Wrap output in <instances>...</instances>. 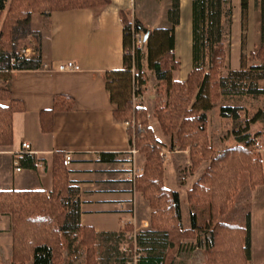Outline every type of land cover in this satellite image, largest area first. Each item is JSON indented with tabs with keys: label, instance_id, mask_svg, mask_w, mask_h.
I'll use <instances>...</instances> for the list:
<instances>
[{
	"label": "trees",
	"instance_id": "1",
	"mask_svg": "<svg viewBox=\"0 0 264 264\" xmlns=\"http://www.w3.org/2000/svg\"><path fill=\"white\" fill-rule=\"evenodd\" d=\"M251 1L241 0L245 22ZM255 1L260 10V44L249 54L242 51L240 68L230 69L225 76L221 73L228 59L224 26L231 24V0H193V69L184 82L174 78L180 67L175 53L180 0L171 2L168 11L171 26L147 30L145 46L136 48L133 54L132 29L139 32L142 26L138 20L133 25L126 23L124 69L107 73L108 88L117 104L115 119L124 122L134 114L143 124L135 140L145 156V164L136 177L135 189L152 209L151 229L138 232L135 240L127 243L130 251H122L126 234L134 232L133 225L116 232L82 227L80 190L71 184L64 155L56 154L51 191H0V214L10 215L13 223L15 264H63L64 252L72 254L74 248L77 253L86 249V264H101V256L106 264H173L183 247L190 245L187 240L195 239L197 245L200 231L207 229L209 237L202 264H248L250 211L233 210V207L237 201L248 200L249 208L253 191L264 183L262 154L254 148L255 138L250 134L253 124L264 123V107L242 123L240 107L222 106L221 116L239 123L234 132L239 144L221 150L210 141L207 113L223 98L264 95V87L259 86L264 80V0ZM107 3L108 0H0V81L5 83L0 86V147L12 146L14 114L25 110L24 103L12 96L8 71L39 69L45 63L41 57L13 62L18 56L14 46L19 25L28 21L32 13L46 15L53 11L103 7ZM143 67L153 71L163 86L166 101L155 115L163 132L172 138L170 149L188 150L192 171L208 161L188 191L191 203L208 209V220L203 226L192 213L191 228H183L180 195L164 184V144L150 125L147 109L142 105L132 108L134 84L144 93L148 83ZM72 107L71 98L58 96L53 109L42 114L43 130H52L56 110ZM102 157L113 159L115 154ZM18 159L24 167L36 166L31 154L25 153ZM134 249L136 253H144L133 263Z\"/></svg>",
	"mask_w": 264,
	"mask_h": 264
},
{
	"label": "crops",
	"instance_id": "2",
	"mask_svg": "<svg viewBox=\"0 0 264 264\" xmlns=\"http://www.w3.org/2000/svg\"><path fill=\"white\" fill-rule=\"evenodd\" d=\"M171 2L172 0H108L107 5L103 7L53 11L37 16L34 29L31 28L30 31L38 33L33 37V42L26 45L33 44L38 57H41L44 64L49 67L8 71L12 96L24 103L25 110L15 113L13 117V143L16 146L0 147V191H51L55 155L71 152L73 159L66 167L69 170L71 184L80 190L82 227L92 228L97 232H116L126 225H133L135 234L151 229L152 209L143 195L136 191L135 181L131 179L130 135L123 122L114 117L117 104L108 88L110 79L107 73L124 69L126 23L133 25L138 20L142 26L140 31L143 32L154 28H169L171 24L168 20V11ZM231 2V24L224 26L228 50L225 67H228V71L240 68L242 51L249 54L260 44V26H256L254 28L256 31L248 37V28L242 16L241 0H231ZM192 4L193 0H180V19L175 28V53L180 67L174 72V78L183 82L187 80L193 69ZM251 8L259 10L255 0L251 1ZM33 14L25 22V32L32 23ZM20 34L18 29L16 37ZM67 61L79 64L81 69L58 70L59 64ZM225 67L222 69V76L226 75L223 72ZM147 76L149 77L148 73ZM146 89L147 84L144 91V106L148 108L147 104H151L153 96L150 94L148 97ZM58 96L71 98L73 107L70 110H56L52 116V130L44 131L42 114L53 109L54 100ZM148 110L151 125L152 117H155L149 108ZM213 110L214 108L207 113L208 129ZM45 119L47 121L49 117ZM157 124L160 126L158 119ZM260 137L261 135L256 136L255 142ZM166 139V141L158 139L164 144V153L169 150L168 143L170 147L172 144L170 136ZM22 142L31 145L32 151L27 153L35 157L36 166L33 168L19 165L21 170L17 171L13 166L14 152L21 150ZM263 147L259 150L262 155ZM170 151L169 155L172 157L176 175H179L180 170L189 168V176L186 182L180 181L177 177L178 188L168 189L177 191L180 200L181 191L186 189L189 201L187 205L191 212L199 205L190 202L188 191L208 166V161L196 171H192L188 150ZM103 154H115V157L104 159ZM5 156L8 158H4ZM24 170H27L29 175L25 181L26 186L20 187L22 183L18 182L16 175ZM198 170H201L199 176L190 181L191 176ZM249 211L248 264H264L263 185L253 191ZM202 220L197 215V223L201 226L207 223V219ZM4 226L8 228L6 230H10L7 238L2 235ZM187 226L183 228H191L192 222ZM12 228L11 216L0 214V242L7 243L9 239L11 256ZM200 236L197 245L195 239L188 240L190 243L188 249H182L176 255L173 264H202L205 261L209 229L200 231ZM7 247L0 245V254L7 252Z\"/></svg>",
	"mask_w": 264,
	"mask_h": 264
},
{
	"label": "rangeland",
	"instance_id": "3",
	"mask_svg": "<svg viewBox=\"0 0 264 264\" xmlns=\"http://www.w3.org/2000/svg\"><path fill=\"white\" fill-rule=\"evenodd\" d=\"M37 16H39V13L33 14V19L31 21L32 23H30L29 29L26 32H29L31 30V28L34 29V25L36 23ZM256 26L257 27L260 26V10H255L254 8H251V9H249L248 16L246 18V27L248 28V37H250L256 31L254 29V28H256ZM18 29L20 30L21 34L19 35V37L15 36V46H14V52L17 54H19L22 51V49L27 47V45H26L27 43H32L33 39H34L33 37H35L38 33L36 31L32 30L26 34L25 22H22L19 25V27L17 28V31H18ZM31 45L34 47L33 44H31ZM15 53L13 54V56L15 55ZM144 70L146 72V75H147V73L149 74V77L147 76L148 77V83H147V89H146L147 93L146 94L148 97L150 96V94H152V96H153L151 104L146 103L148 108L151 110V113H153V116L155 117V118L152 117L151 125H152L154 132H155L156 137L158 139L166 141L167 140L166 137H168V136L164 135L163 130L157 124V117L155 115L156 110L158 108H160L161 106H163L164 102L166 101V96H165V93L163 90V86H162V83L157 79V76L153 71H150L146 67L145 68L143 67V71ZM223 72H225V74L227 75L228 74V67ZM221 73H222V71H221ZM4 85H5L4 81L1 80L0 86L3 87ZM259 86L264 87V80H261L259 82ZM141 105L143 107H145L144 106V99L141 102ZM226 105H234V106L240 107L241 108L240 120L242 123H245V121L248 120L249 118H251L260 108L264 107V95H258V96L241 95V96L233 97V98H226V99L223 98L216 104V106L214 107V110L212 111V113L210 115L208 132H209L210 141H211L212 145L216 146L218 148V150H221V149H224L226 147L237 144V140H236V137L234 135V132L237 131V129L239 128L238 127L239 123L234 122L231 118L222 117L220 114L219 108H221L222 106H226ZM145 108L147 109V112H148L149 111L148 108L147 107H145ZM148 117H149V115H148ZM149 121H150V117H149ZM241 125L243 126L244 124H241ZM250 134L255 136V137L258 135H261V137L257 141H259L261 143V146L263 147V145H264V136H263L264 135V123L258 122L256 124H253L251 126V129H250ZM12 146L15 147L16 146L15 143H13ZM167 147H168L167 149H169L168 151L166 150V152L164 153V150H163V155H164V184H165L166 188L177 189L178 185H179V181H178L177 177L179 178L180 181L183 180L184 182H186V178H188V176H189V174H188L189 168L180 170L179 175L177 176L175 168L173 166L174 163L172 161V157H171V155H169V153L171 152L169 143H168ZM254 148L256 150H260V149L256 148L255 146H254ZM137 149H138V147H137ZM175 149H177V148H175ZM262 150H263L262 160H263V168H264V147ZM166 155H168V157H165ZM4 158H8V156H5ZM136 164H137V167H140V168L143 167L145 164V156L142 152L139 151V149H138V153L136 154ZM200 173H201V170H198L197 173H195L193 176H191V180L190 179L189 180L192 181L194 178H197V176H199ZM28 175H29V172L27 170H24L23 172L18 173L16 175L18 178V182L22 183V184H20V185H22L20 187L26 186L25 181H26V178L28 177ZM263 186H264V183H263ZM181 200H182V225H183V227H188L187 225L189 223H191L190 217H191V213H193V212H195L198 215L199 219H203V220L207 219L208 220V209L204 206H199L198 208L194 207L193 211H191V212L189 211V206L187 205L189 203V201L187 200L186 189L181 191ZM248 205H249L248 200H240V201H237L235 203L233 210H242V211L247 212L249 210ZM6 229H8V228L6 226H4V230H3L4 233L2 235L7 238L8 232L10 230H6ZM130 234H126V237H125L126 242L122 245V248H121L122 251L129 250V249H127L128 244H129L128 242H130L131 240H134V238L130 237ZM0 245H2V246L7 245L8 246L7 252H3L4 254H0V264H15L12 261V256L10 253L11 247H10L9 239H7V243H1L0 242ZM183 249L187 250L188 246L187 245L184 246ZM74 250H75V248H74ZM74 250H73L72 254H68V252H66V251L64 252L63 259H62V262H64L63 264H86L85 263L86 249L80 250L79 253L74 252ZM133 253H136L135 249H134ZM143 253H142V251H141V253L139 251H137L136 254L132 255L131 257H132L133 263ZM201 257L203 258V253H201ZM101 261H102L101 264H106V260H105L104 256H101ZM199 261H201V258H199ZM28 264H31V263H28ZM111 264H113V262Z\"/></svg>",
	"mask_w": 264,
	"mask_h": 264
},
{
	"label": "built area",
	"instance_id": "4",
	"mask_svg": "<svg viewBox=\"0 0 264 264\" xmlns=\"http://www.w3.org/2000/svg\"><path fill=\"white\" fill-rule=\"evenodd\" d=\"M132 33H133V46L131 49V53L133 54L136 48H143L145 46V40H146L145 36L147 32L146 31L137 32L134 29H132ZM37 57H38L37 50L32 45H29L25 47L24 49H22V51L18 54L17 58L13 59V62L19 63L24 59H34ZM48 67L49 66L47 64L43 65V68H48ZM80 69H81V66L73 61H67V62L61 63L58 66V70H61V71H79ZM143 99H144V93L140 92L137 85L134 84V88H133V92L131 96V104H132L133 110H135L141 105V102L143 101ZM123 124L131 137L130 138L131 148L129 149V153H130L129 160L131 162V168H132L131 179L132 181H135L136 177L143 170V167L141 168L137 167V164H136V154L138 153V149L136 147V140H135L137 132L142 131L143 124L140 121V119H138L134 114L131 117V119L125 120ZM255 147L258 149H261L262 148L261 143L259 141H256ZM30 151H32L31 145L27 142H22L21 150L19 152H14L13 166L15 170L17 171L21 170V167L19 166V162H18L19 155H22L23 153H27ZM72 159H73V154L71 152H66L64 154V165L69 166ZM130 237L134 238L135 240L136 234L131 233Z\"/></svg>",
	"mask_w": 264,
	"mask_h": 264
},
{
	"label": "water",
	"instance_id": "5",
	"mask_svg": "<svg viewBox=\"0 0 264 264\" xmlns=\"http://www.w3.org/2000/svg\"><path fill=\"white\" fill-rule=\"evenodd\" d=\"M146 32H147V30H146ZM147 38V34H146V36H145V39Z\"/></svg>",
	"mask_w": 264,
	"mask_h": 264
}]
</instances>
